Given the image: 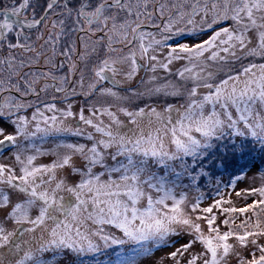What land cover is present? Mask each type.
<instances>
[{
	"label": "snow or ice",
	"instance_id": "6c2138e0",
	"mask_svg": "<svg viewBox=\"0 0 264 264\" xmlns=\"http://www.w3.org/2000/svg\"><path fill=\"white\" fill-rule=\"evenodd\" d=\"M257 58L264 0H0V264H264Z\"/></svg>",
	"mask_w": 264,
	"mask_h": 264
},
{
	"label": "rangeland",
	"instance_id": "374dc122",
	"mask_svg": "<svg viewBox=\"0 0 264 264\" xmlns=\"http://www.w3.org/2000/svg\"><path fill=\"white\" fill-rule=\"evenodd\" d=\"M230 22H224L223 26H228ZM151 30V29H149ZM211 33V30H209V32L207 34H210ZM207 34L203 35V36H193V37H183V38H180V42H187V43H194V42H199L201 39L203 38H206L207 37ZM171 43V42H170ZM257 63H260V62H264V61H261L257 58V60L255 61ZM180 65L179 64H176L173 66V71H175V69L177 67H179ZM237 67H239L237 65ZM141 75L143 76L144 73H141ZM161 75H163L161 73ZM134 87L138 86L137 84H134L133 85ZM80 98V97H78ZM100 102L101 103H105V100L103 98L100 99ZM161 103L163 102L162 100L160 101ZM169 102H172V103H181L182 101L179 100V99H176V98H169ZM79 102L78 100H76V105H77V108L79 106ZM142 106V105H141ZM31 111V110H29ZM31 113H28L26 116L28 117H31ZM121 119H123V117H121ZM10 122L7 121V120H3V119H0V127H4L6 129V132H11L12 131V128L9 126ZM60 139H64V140H68L70 142H74L76 141L77 139L79 138H73V137H60ZM80 142H84L82 139H80ZM39 143V142H37ZM51 146V138H50V141L48 143H46L44 145V147H50ZM251 147V146H250ZM256 147H259L258 145H256ZM252 154L256 157V158H259L258 157V154L256 152H252ZM10 156V153L9 152H4L2 153V155H0V159H3L5 161H7L8 157ZM51 157H40L38 160H37V163H48L51 161ZM256 166L255 167H252L251 170H249L247 172L248 174V179L241 182L238 187L239 188H243L249 184H251L253 181H252V177H257L255 183H259V179H258V176H259V172L262 171L259 169V164H255ZM264 171V170H263ZM65 175H69L67 172H65ZM226 176V175H225ZM69 179H75V177H71L69 176ZM202 190L206 193V199L205 201L203 202V206H207V203H209L210 201L207 199V196H210L211 193H212V189L211 188H208V187H204L203 183H202ZM185 191H188L187 189ZM189 199H191L193 196L196 195V193L194 191H189ZM210 194V195H208ZM232 199L234 201H236L237 205L238 206H243V200L240 199V200H237V198L235 197V195L233 194L232 196ZM237 223H239V221H237ZM223 227V226H222ZM262 243H264V241H261ZM165 255V252L163 251H160V250H157V249H154L153 250V255L151 257L152 261H153V264L155 262V260H159L161 257H163ZM256 255L258 256L259 253L257 252ZM104 257H96V259H103ZM250 258V257H249ZM144 260H148L149 257H145L143 258ZM83 260L85 261V264H95V260L92 256H85L83 257ZM62 264H78V262L75 260L74 257H70V256H66L63 261H62Z\"/></svg>",
	"mask_w": 264,
	"mask_h": 264
},
{
	"label": "trees",
	"instance_id": "16d2710c",
	"mask_svg": "<svg viewBox=\"0 0 264 264\" xmlns=\"http://www.w3.org/2000/svg\"><path fill=\"white\" fill-rule=\"evenodd\" d=\"M251 158H255V159L253 160V163H254V164H259V169L263 171V170H264V164L261 163V160H260L259 158H256L252 153H251ZM241 163H243V161H241ZM252 167H253V166H252V163H250V164L248 165V167L245 169V171L248 172L249 170H251ZM223 179H224L225 181H227L228 176H227V175L224 176ZM221 186L223 187V185H221ZM213 194H214V193H213V191H212L211 195H213ZM208 195H210V194H208Z\"/></svg>",
	"mask_w": 264,
	"mask_h": 264
},
{
	"label": "flooded vegetation",
	"instance_id": "af4514ba",
	"mask_svg": "<svg viewBox=\"0 0 264 264\" xmlns=\"http://www.w3.org/2000/svg\"><path fill=\"white\" fill-rule=\"evenodd\" d=\"M13 95H18V94L13 93ZM29 99H33V98L29 97ZM82 99H83L82 97H80V98H76V100H78L79 103L82 102ZM29 110L33 111V109H26V110L22 111L20 114H21V115H27L28 113L31 112V111H29ZM3 153H4V152H3Z\"/></svg>",
	"mask_w": 264,
	"mask_h": 264
}]
</instances>
